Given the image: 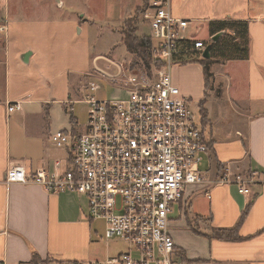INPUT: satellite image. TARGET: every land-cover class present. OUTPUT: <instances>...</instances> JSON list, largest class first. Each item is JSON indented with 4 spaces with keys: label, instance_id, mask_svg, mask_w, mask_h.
Returning <instances> with one entry per match:
<instances>
[{
    "label": "crops",
    "instance_id": "crops-1",
    "mask_svg": "<svg viewBox=\"0 0 264 264\" xmlns=\"http://www.w3.org/2000/svg\"><path fill=\"white\" fill-rule=\"evenodd\" d=\"M171 1L172 14L187 20L189 29L201 25L196 29L209 31V24L217 21L248 22V60L211 66L209 93L201 64L178 60L171 74L191 101L201 103L207 94V102L213 97L224 103L220 118H211L205 105L209 124L204 135L210 147L208 167L203 168L206 178L218 181L226 169L234 175L263 176L264 0ZM72 15L64 21L44 19L43 14L11 6V0H0V24L5 27L0 33V262L4 264H35V253L41 264H91L95 242L105 240L88 216L85 196L52 194L40 185L6 180L13 167H23L28 174L54 173L56 162H67L69 153L55 147L51 136L62 130L86 131L76 106L87 105L89 86L98 76H93L91 64L90 26ZM198 32L188 37L199 40ZM14 104L21 110L9 112ZM258 181L249 197L241 195L236 185L188 188L178 203L180 216L171 218L170 224L178 264H264V179ZM195 195L209 203L193 215L188 204ZM191 217L207 219L209 230ZM235 228L239 240L211 237L214 230Z\"/></svg>",
    "mask_w": 264,
    "mask_h": 264
},
{
    "label": "built area",
    "instance_id": "built-area-1",
    "mask_svg": "<svg viewBox=\"0 0 264 264\" xmlns=\"http://www.w3.org/2000/svg\"><path fill=\"white\" fill-rule=\"evenodd\" d=\"M148 2L144 20L160 66L126 77L120 64V74L110 80L126 77L119 82L128 92L126 100H99L92 94L100 85L90 84L86 131L62 130L51 136L55 147L69 153L67 162H56L54 173L28 174L23 167L7 172L9 184H36L52 194L85 196L89 218L105 222V240L128 245L127 251L101 264H178L171 216L189 187L236 185L249 197L259 177L264 179L257 172L234 175L229 169L218 181L206 178L203 168L210 147L191 100L175 85L171 70L188 56L203 59L207 44L188 37L190 23L172 14L171 0ZM4 31L0 24V33ZM8 110L19 111L21 106L9 105Z\"/></svg>",
    "mask_w": 264,
    "mask_h": 264
},
{
    "label": "rangeland",
    "instance_id": "rangeland-1",
    "mask_svg": "<svg viewBox=\"0 0 264 264\" xmlns=\"http://www.w3.org/2000/svg\"><path fill=\"white\" fill-rule=\"evenodd\" d=\"M142 3V0H11V6L13 4L15 8H25L31 13L43 14L42 18L44 19L64 21L73 17L72 14H77V19L89 24L91 32L89 38L93 54L91 64L93 70H95L93 76H98L95 80L101 87L94 94L89 93L97 99L104 101L128 99V92L120 89V80L129 77L130 73L141 74L145 72V68L141 62L136 65L133 64L135 57L127 52L122 42V30L125 22L134 15ZM141 21L142 19L138 26L139 34L150 36L152 34L150 27L142 24ZM199 26L201 25L190 27L187 35H194L199 30L196 39L209 41V43L212 42L209 31L205 28L197 30L196 27ZM120 64L124 65L126 77L121 75L116 81H111V77H117L120 74ZM199 105L200 103L195 99L191 101L192 110L197 119H201V124H203ZM206 108L211 113V118H220L221 114L225 112L224 103L213 97L207 102ZM76 110L80 125L86 127L88 123L87 105L80 104L76 106ZM68 113L71 115V108H69ZM205 165L208 167L207 161ZM208 203L209 201L204 196L195 195L189 201L188 206H193L192 213L195 215L200 214V208L206 210ZM179 216L178 204H176L171 218L177 219ZM191 219H193V222L198 223L199 226L206 227L209 230L210 225L207 219L199 217H191ZM95 221V229L99 234L103 232L104 238L105 222L102 220ZM127 249L128 245L122 240H100L99 242H95L92 248L90 262L106 263L109 257L117 256L120 252H125Z\"/></svg>",
    "mask_w": 264,
    "mask_h": 264
},
{
    "label": "trees",
    "instance_id": "trees-1",
    "mask_svg": "<svg viewBox=\"0 0 264 264\" xmlns=\"http://www.w3.org/2000/svg\"><path fill=\"white\" fill-rule=\"evenodd\" d=\"M148 0L143 7L139 8L135 14L128 19L122 30V42L124 43L127 52L135 57L134 65L139 62L145 68V71H151L153 67H159L160 64L153 58V49L155 42L151 35H140L139 34V22L148 25L144 20V14L148 8ZM149 26V25H148ZM209 32L211 37L221 35L217 42H211V59L204 60L195 55L188 56L185 60H179L180 64L199 63L203 66L205 78H206V91L213 90L212 79L213 74L211 73V66L215 64H225L233 60H248L249 58V24L248 22L242 21H217L209 24ZM194 44V42H190ZM217 97L221 96V91L218 90L216 93ZM208 95L200 103V112L203 119V132L209 122L207 121V111L205 108ZM198 224V223H197ZM199 226V224H198ZM214 239L222 241H235L239 240L237 228L235 229H219L212 231ZM33 262L35 264H41L42 259L35 253L33 255ZM49 262V261H48ZM79 264V263H74Z\"/></svg>",
    "mask_w": 264,
    "mask_h": 264
},
{
    "label": "water",
    "instance_id": "water-1",
    "mask_svg": "<svg viewBox=\"0 0 264 264\" xmlns=\"http://www.w3.org/2000/svg\"><path fill=\"white\" fill-rule=\"evenodd\" d=\"M220 36H221V35L214 36V37L212 38V42H213V43H214V42H217L218 39L220 38ZM211 50H212V47H211V45H209V46L206 48V50L204 51V53H203V59H204V60H210V59H211Z\"/></svg>",
    "mask_w": 264,
    "mask_h": 264
}]
</instances>
